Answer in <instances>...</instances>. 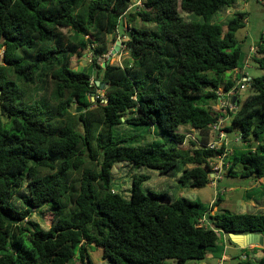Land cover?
Returning a JSON list of instances; mask_svg holds the SVG:
<instances>
[{"label":"trees","instance_id":"16d2710c","mask_svg":"<svg viewBox=\"0 0 264 264\" xmlns=\"http://www.w3.org/2000/svg\"><path fill=\"white\" fill-rule=\"evenodd\" d=\"M238 2L0 0V264H95L92 246L104 264H186L205 259L223 235L231 244V233L264 235V206L212 213L220 195L203 209L140 187L150 179L143 168L180 174L185 188L210 184L224 150L207 147L222 115L212 106L219 88L235 89L227 131L237 128L243 144L226 157L225 174L264 179V75L248 78L243 99L239 78L228 75L247 57L236 37L246 17ZM120 29L128 59L103 67ZM256 48L264 70V38ZM86 51L91 70L74 69ZM125 125L149 130L129 136ZM181 127L198 131L200 145ZM121 165L129 198L112 186ZM242 251L241 264H264V248Z\"/></svg>","mask_w":264,"mask_h":264},{"label":"rangeland","instance_id":"374dc122","mask_svg":"<svg viewBox=\"0 0 264 264\" xmlns=\"http://www.w3.org/2000/svg\"><path fill=\"white\" fill-rule=\"evenodd\" d=\"M239 8L241 11L246 13L245 27L239 29L236 33V37L241 43L244 52L248 55L250 54V48L256 47V43L264 38V0H239ZM225 16H221L220 19H224ZM126 21L122 20V25L124 28ZM69 36L73 35V32L68 29H64ZM126 40V36L122 35V30L120 29V36H118L113 42L109 51L99 59V63L103 65L106 61L111 64H124L128 59L125 46L122 44ZM118 45L117 51L114 53L116 45ZM255 54V53H254ZM252 54V56L254 55ZM249 58L248 64L246 65V57L244 58L241 68L249 79L256 78L264 75V70L259 67L257 63L253 61V58ZM255 56V55H254ZM91 54L86 51L82 58L75 57L72 62V67L74 69H88L91 70ZM1 62V56H0ZM230 76V73H228ZM233 74V79H234ZM96 74H93V79ZM239 82V81H237ZM97 93L103 96V90H97ZM249 89L239 90V97L243 99L248 95ZM96 99V98H95ZM95 102V100H94ZM76 107V105H74ZM121 131L125 134L137 135L149 130L148 127H133V126H122ZM181 132H185L188 135H194L198 137V132L187 127H181ZM228 132V131H227ZM238 136V129L235 128L233 132H228V147L232 150L235 148H242L243 144L241 142H236L235 138ZM188 140L190 137H187ZM141 137L132 138L130 143H140ZM213 165V164H212ZM143 173L150 176V179L144 181L140 184L142 190L147 193L149 191L155 192L157 194L167 193L173 199H178L181 197H187L192 200H197L201 203L203 209H210L213 202L216 200L218 195L223 199L222 203L213 208L212 213L216 212L217 209H223L231 212H241V211H258L261 206H264V179L259 181H254L252 178L241 177L240 174H236L233 177L226 176V169L222 173V178L216 181V185H207L203 188H191L182 187L179 181L180 174H175L172 176H160L157 172L143 168L141 169ZM140 170H136V173H140ZM114 178L112 186L116 192H119L124 198L130 197L129 188L131 187V178L129 176L128 167L125 165L117 166L114 168ZM256 185V186H254ZM257 187V188H255ZM260 192V193H259ZM252 194V199L247 200V196ZM262 194V195H261ZM257 199H261L262 204L257 203ZM257 204V206H254ZM49 219V218H48ZM243 250V249H242ZM228 255L227 260H221L222 253ZM243 251L236 250L229 242H223L222 238L218 241L217 246L212 248L203 260L199 261H188L186 264H241L245 259L244 255H241ZM91 259L95 264H104L103 250L101 248H96L92 246L89 249ZM69 264H80V262L73 258Z\"/></svg>","mask_w":264,"mask_h":264},{"label":"built area","instance_id":"2783aa9c","mask_svg":"<svg viewBox=\"0 0 264 264\" xmlns=\"http://www.w3.org/2000/svg\"><path fill=\"white\" fill-rule=\"evenodd\" d=\"M141 5H142L141 1H137L135 3V6H141ZM256 49L257 48L254 46L250 48V54L248 55V57H246V65L248 64L249 58H251L252 54L256 52ZM232 73L235 75L234 79L239 78L238 85L240 87V90L243 91L247 89L248 77H246V74H244L243 69H236ZM217 95H218V102L213 108L218 111H221L222 115H220L218 117V120L212 125L213 139L207 144V147L214 150H221L224 147V150H221V152L217 153L216 157L214 158L215 162L212 163L213 177H211L210 185L213 184V186L216 185V181L222 178L223 171L229 166V164L226 163L225 159L228 155L232 153L233 149L231 150L228 147L227 127H229L230 124L229 122L231 118V113H233L237 108V104L233 101L234 97H236L237 100L235 89H231L230 91L225 92L224 88H219L217 91ZM187 137L192 138L197 142L198 145H200L199 132H198V137L188 134ZM235 141L240 142L241 138L236 137ZM207 225H208L207 215H204L203 218L199 220L198 226L202 227Z\"/></svg>","mask_w":264,"mask_h":264},{"label":"water","instance_id":"95a60500","mask_svg":"<svg viewBox=\"0 0 264 264\" xmlns=\"http://www.w3.org/2000/svg\"><path fill=\"white\" fill-rule=\"evenodd\" d=\"M119 44L120 43H118L116 45V47L113 51L114 53L117 51ZM106 64L107 63L105 62V63H103L102 66L105 67ZM97 85H100L99 81H97ZM94 100H95V93H93V96H92V101L94 102ZM233 101L234 102L236 101V97L233 98ZM71 109L74 112L76 107L72 106ZM76 111L79 113L82 111V108L79 107V108H77ZM210 177H213V173H211ZM229 236H230L232 242L241 246L242 248H247L249 246H259V247L264 248V235H262V234H234V233H231Z\"/></svg>","mask_w":264,"mask_h":264},{"label":"crops","instance_id":"0c3cea01","mask_svg":"<svg viewBox=\"0 0 264 264\" xmlns=\"http://www.w3.org/2000/svg\"><path fill=\"white\" fill-rule=\"evenodd\" d=\"M247 57H248V53H247ZM232 74L233 73H230V75L232 76ZM245 74V73H244ZM232 78H233V76H232ZM215 105H216V103L215 104H213L212 106L213 107H215ZM230 123V122H229ZM254 186H256V185H254ZM255 188H257V187H255ZM222 240H223V242H229L228 241V239H227V237L225 236V235H223L222 236ZM231 244V243H230ZM232 246H234V248L236 249V250H241L242 251V249H244V248H242L241 246H239V245H237V244H231ZM254 246H249L248 248L249 249H252ZM260 254V253H259ZM221 260H227L228 259V255L227 254H225L224 252L222 253V255H221Z\"/></svg>","mask_w":264,"mask_h":264}]
</instances>
